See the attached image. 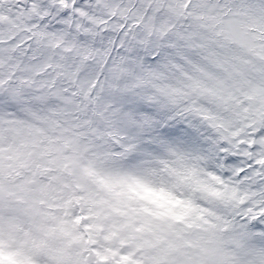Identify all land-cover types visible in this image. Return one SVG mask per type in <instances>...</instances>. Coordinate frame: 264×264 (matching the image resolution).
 Masks as SVG:
<instances>
[{"label":"snow or ice","instance_id":"6c2138e0","mask_svg":"<svg viewBox=\"0 0 264 264\" xmlns=\"http://www.w3.org/2000/svg\"><path fill=\"white\" fill-rule=\"evenodd\" d=\"M0 264H264V0H0Z\"/></svg>","mask_w":264,"mask_h":264}]
</instances>
